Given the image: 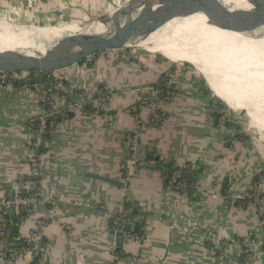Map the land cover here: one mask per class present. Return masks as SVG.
I'll use <instances>...</instances> for the list:
<instances>
[{"label":"crops","instance_id":"0c3cea01","mask_svg":"<svg viewBox=\"0 0 264 264\" xmlns=\"http://www.w3.org/2000/svg\"><path fill=\"white\" fill-rule=\"evenodd\" d=\"M62 11L58 16L66 19ZM137 57L123 50L101 52L55 74L63 80L59 94L72 105V116L58 120L44 147L39 194L45 203L37 218L45 225L24 217L21 236L38 232L45 246L43 264H114L119 250L129 257L116 264H222L211 250L216 239L224 241L228 262L264 264L258 211L251 203L235 202L255 181L253 150L240 137L233 148L228 145L239 132L217 120V99L201 90L195 69ZM170 69L176 90L160 103L165 121L139 131L135 156L148 166L125 184L121 164L129 150L124 135L136 128L129 108L141 100L138 90L152 87ZM97 95L101 114L82 105ZM41 112L32 89L0 83V197L20 187L18 178L31 172V138L24 124ZM140 116L149 121L146 109ZM152 153L191 166L193 182L186 194L164 185L155 163L147 160ZM125 200L140 213L131 219L143 222L140 241L120 238L111 228L109 212ZM23 254L14 264L32 262L30 254ZM0 264L11 263L0 259Z\"/></svg>","mask_w":264,"mask_h":264},{"label":"bare ground","instance_id":"6f19581e","mask_svg":"<svg viewBox=\"0 0 264 264\" xmlns=\"http://www.w3.org/2000/svg\"><path fill=\"white\" fill-rule=\"evenodd\" d=\"M223 2L228 9L217 14L214 23L203 14L174 19L141 45L173 63L194 65L230 110L245 113L246 130L252 138L264 141V26L252 30L245 15L235 13L250 8L246 0ZM232 13L235 14L231 19ZM261 16L264 19V12ZM96 20L68 28L31 31L5 23L0 25V50L21 48L35 51L33 56L41 58L48 47L33 40L30 34L51 33L54 41L64 34H88L96 26L98 32H103V26L97 25Z\"/></svg>","mask_w":264,"mask_h":264},{"label":"built area","instance_id":"2783aa9c","mask_svg":"<svg viewBox=\"0 0 264 264\" xmlns=\"http://www.w3.org/2000/svg\"><path fill=\"white\" fill-rule=\"evenodd\" d=\"M40 72H37L39 74ZM52 73V72H51ZM55 78V82L49 84L47 82H33L29 77V73H4L0 72V83L5 86H21L23 88L32 89L38 97L40 106L42 108L40 118V124L37 126L34 123L25 127V130L31 138L30 152L28 162L30 163L31 172L28 177L18 178L20 187H15L9 195L0 197V259L8 263L14 264L23 259L24 254L18 252L16 249L9 248L7 246L6 238L8 219L6 216L16 215L17 213H24L25 217L30 220H34L38 226H44L45 221L37 218L38 208L45 203L41 199L39 194V188L41 184V161L44 153H40L42 146H45V135L51 134L55 129V119L57 117H69V113L72 112V105H69L63 95L59 92L64 87L63 80L52 73ZM167 91H161L158 88L148 87L138 90V94L142 97L139 103L133 104L129 108L131 113L136 119V128L131 132H127L124 135L125 144L129 150V156L121 164V169L125 177V184L135 174L136 171L145 168L147 163L142 160H138L135 156L137 144L139 141V131L144 128H157L165 121V114L160 108V103L164 100H168L175 92L176 87L172 82L167 79L164 80ZM84 100V99H83ZM94 106H101V100L95 99L92 103ZM146 109L149 113V121L144 122L140 116L141 109ZM99 114L98 112H95ZM223 117V116H222ZM220 118L222 124L225 123L224 117ZM52 118L49 123L47 119ZM238 137L233 136L228 139V145L233 148ZM152 163V162H151ZM153 164V163H152ZM176 183L170 182L177 191L186 192L187 180L175 179ZM168 188H171L170 186ZM252 191L251 204L254 205L258 211L259 219L262 229L264 231V170L261 168L256 174L255 181L250 188ZM244 197V195L240 196ZM57 200H51L49 204L57 206ZM126 200L122 202L118 208L109 212V218L111 221V228L115 233H120L125 238H131L135 240H142V233H134L127 229V225L131 224V209L125 207ZM250 204V203H249ZM242 207V206H241ZM21 238H23L21 236ZM208 237L205 236V239ZM25 241L30 249H27L25 253L30 254L32 260L34 258L33 251L41 253V262L44 260L45 246L41 242L40 236L36 230L29 233L25 238ZM219 239L213 241L211 247L212 252L215 254L218 262L222 264H234L231 261L226 260V255L223 250L222 243ZM114 264L119 262V258L116 254L113 255Z\"/></svg>","mask_w":264,"mask_h":264},{"label":"water","instance_id":"95a60500","mask_svg":"<svg viewBox=\"0 0 264 264\" xmlns=\"http://www.w3.org/2000/svg\"><path fill=\"white\" fill-rule=\"evenodd\" d=\"M246 1L250 8L240 9L235 13L244 14L252 30L260 29L264 26V19L261 16L264 12V0ZM227 9L228 5L223 0H127L97 18V25L103 26V32H98L96 26L88 34H64L54 41H51L54 38L51 33L30 34L33 40L48 47V52L41 58L33 56L35 51L21 48L0 50V72L56 73L80 64L101 52L137 48L151 53L141 44L174 19L203 14L214 23V17ZM235 13L230 14L231 19ZM10 19L15 20L18 27L27 31L47 27L18 10L0 8V21ZM121 21L126 22L120 24ZM202 77L207 84L206 78L203 75ZM209 89L214 94L210 87ZM214 96L224 103L217 95ZM224 104L228 107L226 103ZM113 233L123 238L120 233L114 231Z\"/></svg>","mask_w":264,"mask_h":264},{"label":"rangeland","instance_id":"374dc122","mask_svg":"<svg viewBox=\"0 0 264 264\" xmlns=\"http://www.w3.org/2000/svg\"><path fill=\"white\" fill-rule=\"evenodd\" d=\"M125 1L127 0H0V8L18 10L30 17V19L50 28H68L69 25L82 24L86 21L95 20L102 14L112 10ZM62 9L67 11L66 19H64V16V18L58 16L59 13L63 12ZM68 13L71 15L70 17L68 16ZM5 23L17 25V22L12 19L9 21H0V25ZM123 52H130L133 58H135L134 56L138 58L137 56L141 55L145 57L146 61L148 62L150 60L154 61L155 59L164 62H171L165 59L161 54L148 53L137 48L126 49L123 50ZM170 64L175 66H186L195 69L191 64L188 63L171 62ZM199 76L203 86V82H205L204 78L200 73ZM207 88L209 89L208 86ZM226 108L232 115L235 116L236 122L241 128V130L238 131V134L240 135L239 137L242 139L241 142L248 143V146H250L249 148H251L256 155V159L258 161L256 166L257 174L259 169L262 168L264 170V141L256 137L252 138V136L247 132L246 124L248 121L244 112L236 115L232 109L230 110L227 106Z\"/></svg>","mask_w":264,"mask_h":264},{"label":"trees","instance_id":"16d2710c","mask_svg":"<svg viewBox=\"0 0 264 264\" xmlns=\"http://www.w3.org/2000/svg\"><path fill=\"white\" fill-rule=\"evenodd\" d=\"M88 59L84 60L82 63L87 62ZM173 69H170L165 75H163L161 77V79L154 84L152 87L154 88H158L161 91H164V93L168 90L167 87L165 86V78L167 77V79H170L171 77L168 76L170 75L169 73H172ZM38 71H33L29 73V77L31 79V81L33 82H47L49 84H52L55 82V78L54 76H52L53 74L51 72H40L39 74H37ZM205 81V80H204ZM205 83V84H204ZM201 90L204 91L205 94H213L211 90H209L206 86V82H203V86L201 87ZM99 97H101L100 95L95 96L94 98H86L85 100H83L82 105L84 107H86L90 112H98L99 114H101L103 111L101 108H97L96 106H94L92 103L95 99H98ZM217 99V104H216V108L215 111L220 112V114H216V118L218 121H220L221 116H225L226 114H231L228 109L226 108V106L222 103L221 100ZM68 103V102H67ZM139 103V102H138ZM215 112V113H216ZM72 116V112L69 113V117ZM232 118H229L227 116L225 119V125H229V124H235V128L237 131H240L241 128L240 126H238V123L236 122V119L234 117V115H232ZM64 117H57L55 119V124H57L59 119H62ZM52 118L47 119V123L50 122ZM34 123L35 125H39L40 124V118H33L31 120H29L28 122H26L24 124V127L29 126V124ZM51 134H47L44 136L45 140H47L49 138ZM240 135H237V137H239ZM45 146H42L40 149V153H44L45 152ZM148 161L154 162L156 165V168L161 172V177L163 179L164 185L166 187H171L170 189H173L175 191H177L175 189V187L173 185L170 184L171 181H173L172 183H176L175 179H186L187 180V189L186 192L184 191H178L181 194H186L188 189L192 186V182H193V170L191 169V166H187V167H180L178 166L175 162L171 161V162H167V161H163L160 157L155 156L152 154H150V157L147 159ZM251 195H252V191L248 190L245 194L244 197H239L238 199H236V204L237 206H246L249 203H251L252 199H251ZM125 207L131 209V219L137 218V216L140 215V213H136V209L131 205V203H129L128 201H126L125 203ZM143 215V214H141ZM25 217L24 213H20V214H16V215H9L6 216V218L8 219V228H7V246L9 248L12 249H16L18 250V252H22L25 253V251L27 249H30L31 247L27 245L26 241L24 238H21V234H20V224L22 222V219ZM143 228V222H140V224L138 222H131V224L127 225V229L131 230L134 233L137 232H141V229ZM117 256L120 258H127L129 256L123 254L121 252V250L116 252ZM33 255L34 258L32 260V262H30L29 264H43L41 262V253L33 251Z\"/></svg>","mask_w":264,"mask_h":264}]
</instances>
